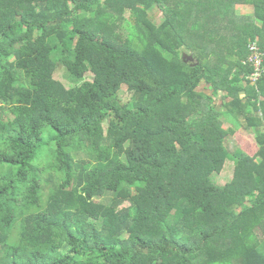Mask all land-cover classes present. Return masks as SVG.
Returning <instances> with one entry per match:
<instances>
[{
    "label": "trees",
    "instance_id": "16d2710c",
    "mask_svg": "<svg viewBox=\"0 0 264 264\" xmlns=\"http://www.w3.org/2000/svg\"><path fill=\"white\" fill-rule=\"evenodd\" d=\"M263 15L264 0H0V264H264V77L245 64ZM228 135L238 165L218 188Z\"/></svg>",
    "mask_w": 264,
    "mask_h": 264
},
{
    "label": "rangeland",
    "instance_id": "374dc122",
    "mask_svg": "<svg viewBox=\"0 0 264 264\" xmlns=\"http://www.w3.org/2000/svg\"><path fill=\"white\" fill-rule=\"evenodd\" d=\"M104 1L105 0H103V2ZM150 19L152 20L153 24L160 26L163 20V15L160 13H153V14H150ZM126 20L131 21L130 15L126 16ZM126 26L127 24L121 25L119 29L116 31V33L118 35L121 34L123 37H127L128 31H126L125 29ZM87 77L89 80L92 79L91 75H88ZM55 80L63 82V84L69 89L75 87V82L71 79L70 74L65 70V68H59V70L55 74ZM132 97H133V93L129 90V88L127 86H123L120 91V99L122 103L123 104L128 103L129 101H131ZM216 105L220 109H223L221 106V101H217ZM8 118L10 119L11 116H9ZM228 127H230V125H228ZM105 129L107 132L108 124L105 125ZM45 135L47 136V132ZM225 143H226L229 156L227 160L225 161V165H224L222 172L218 175L212 176L211 178L212 183L218 188H224L227 184L230 183V181L232 180V175H234L235 168L238 165L237 153L239 152L240 144L238 143L236 138H234L231 135H228L226 137ZM80 157H81L80 159H86V156L84 155ZM108 199L109 198L106 197L104 199H99V201L106 203Z\"/></svg>",
    "mask_w": 264,
    "mask_h": 264
},
{
    "label": "built area",
    "instance_id": "2783aa9c",
    "mask_svg": "<svg viewBox=\"0 0 264 264\" xmlns=\"http://www.w3.org/2000/svg\"><path fill=\"white\" fill-rule=\"evenodd\" d=\"M248 52L249 55L245 64L253 70L251 77H249V81L258 89L259 83L264 77V49L260 43L256 41L249 43Z\"/></svg>",
    "mask_w": 264,
    "mask_h": 264
},
{
    "label": "crops",
    "instance_id": "0c3cea01",
    "mask_svg": "<svg viewBox=\"0 0 264 264\" xmlns=\"http://www.w3.org/2000/svg\"><path fill=\"white\" fill-rule=\"evenodd\" d=\"M236 12H237V15H239V16H243V17H255L256 16V9L253 7V6H243V7H238L237 9H236ZM264 16V15H263ZM259 27L262 29V28H264V24L263 23H259ZM258 42V41H257ZM259 89V88H258ZM210 92V90L208 91V88H207V93L208 94H211V92ZM258 92H259V95H260V100H261V103H263L264 102V92H260L259 90H258ZM245 96V93L244 94H242V97H244ZM218 101H220V100H218ZM261 103H259V105H261ZM221 106H223V103H221ZM224 111V110H223ZM260 117L261 118H263L264 119V112H260ZM224 119V118H223ZM258 130H261V131H263L264 132V125H263V127L262 128H259V129H257L256 131H258ZM248 132H249V134H251V135H254L255 137L254 138H256V135L254 134L255 132H254V130L253 129H251V130H248Z\"/></svg>",
    "mask_w": 264,
    "mask_h": 264
},
{
    "label": "water",
    "instance_id": "95a60500",
    "mask_svg": "<svg viewBox=\"0 0 264 264\" xmlns=\"http://www.w3.org/2000/svg\"><path fill=\"white\" fill-rule=\"evenodd\" d=\"M184 59H186L187 61H190V62H194L195 61V58L193 56H191V55H185Z\"/></svg>",
    "mask_w": 264,
    "mask_h": 264
}]
</instances>
